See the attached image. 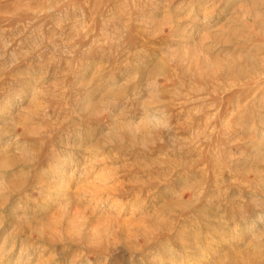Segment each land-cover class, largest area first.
I'll return each instance as SVG.
<instances>
[{
  "label": "rangeland",
  "instance_id": "obj_1",
  "mask_svg": "<svg viewBox=\"0 0 264 264\" xmlns=\"http://www.w3.org/2000/svg\"><path fill=\"white\" fill-rule=\"evenodd\" d=\"M199 251L264 264V0H0V264Z\"/></svg>",
  "mask_w": 264,
  "mask_h": 264
},
{
  "label": "bare ground",
  "instance_id": "obj_2",
  "mask_svg": "<svg viewBox=\"0 0 264 264\" xmlns=\"http://www.w3.org/2000/svg\"><path fill=\"white\" fill-rule=\"evenodd\" d=\"M67 162L65 161L64 164H66ZM63 164V165H64ZM67 165V164H66ZM65 165V166H66ZM63 168V167H62ZM65 170V169H64ZM67 170V169H66ZM65 170V171H66ZM204 258V255L202 254V252L200 253V251L196 254L193 255L192 259L189 261L188 264H198L200 261H202ZM203 263V262H202Z\"/></svg>",
  "mask_w": 264,
  "mask_h": 264
}]
</instances>
